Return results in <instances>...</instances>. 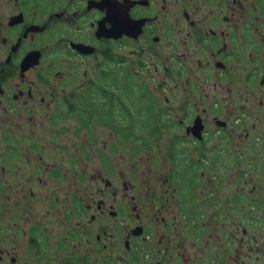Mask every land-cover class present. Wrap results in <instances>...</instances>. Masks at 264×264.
I'll list each match as a JSON object with an SVG mask.
<instances>
[{
	"label": "flooded vegetation",
	"instance_id": "flooded-vegetation-1",
	"mask_svg": "<svg viewBox=\"0 0 264 264\" xmlns=\"http://www.w3.org/2000/svg\"><path fill=\"white\" fill-rule=\"evenodd\" d=\"M263 148L264 0H0V264H264Z\"/></svg>",
	"mask_w": 264,
	"mask_h": 264
},
{
	"label": "rangeland",
	"instance_id": "rangeland-1",
	"mask_svg": "<svg viewBox=\"0 0 264 264\" xmlns=\"http://www.w3.org/2000/svg\"><path fill=\"white\" fill-rule=\"evenodd\" d=\"M135 151L137 154L142 155L144 153H146L145 151L142 150V148L140 146H134ZM157 148V147H156ZM132 146L131 145H123L122 146V151L120 152L122 154V160L120 162H118L120 164V166L122 165V169L125 171L126 173V179L129 178V172L131 169V163L134 161V159L131 158L130 154L133 152L132 151ZM152 151L155 150V148H151ZM253 153V151L251 152V154ZM256 158H252V157H247L248 161L250 162V169L251 170H256L259 173L264 174V148L261 149L260 151H256ZM146 155V154H145ZM246 156V155H244ZM145 157V156H144ZM146 158V157H145ZM92 167H97L98 164L96 162L91 163ZM241 167L247 168L246 165H243Z\"/></svg>",
	"mask_w": 264,
	"mask_h": 264
}]
</instances>
